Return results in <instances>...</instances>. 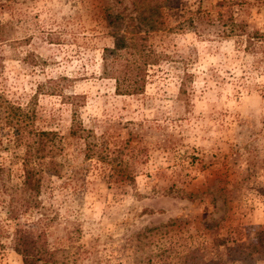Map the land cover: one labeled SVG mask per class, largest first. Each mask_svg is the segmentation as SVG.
<instances>
[{"label":"rangeland","instance_id":"rangeland-1","mask_svg":"<svg viewBox=\"0 0 264 264\" xmlns=\"http://www.w3.org/2000/svg\"><path fill=\"white\" fill-rule=\"evenodd\" d=\"M219 1L170 0L147 35L157 62L122 92L102 74L122 29L105 9L135 16L133 0H0V264H21L1 208L24 151L6 103L61 138L59 176L42 175L20 218L51 264H264V238L249 249L264 227V44L223 34ZM226 1L247 32H264V0ZM73 120L95 145L87 158Z\"/></svg>","mask_w":264,"mask_h":264},{"label":"trees","instance_id":"trees-1","mask_svg":"<svg viewBox=\"0 0 264 264\" xmlns=\"http://www.w3.org/2000/svg\"><path fill=\"white\" fill-rule=\"evenodd\" d=\"M132 5L135 16L113 14L110 9H105L106 26L118 28L122 25L121 32L113 36L112 48H105L102 58V74L115 81L118 91H122L119 88L123 87L124 83L137 84L144 74V68L157 62V56L146 49L147 35L148 32L164 27L158 16L162 9L172 7L170 0H133ZM230 5L232 4L226 0H221L216 5L219 9L224 8L223 12L217 13L215 19L222 33L244 35L248 46L252 45V41L264 44V32L257 30L247 32L244 24L235 22L231 17ZM145 13L148 15L144 16ZM152 15H157V20H150ZM188 24H193L192 20H188ZM143 27H146V30H143ZM2 30L3 26L0 25V43L4 41ZM126 52H131L133 57L124 58L123 54ZM20 114L19 108L5 104L4 127L11 131L12 144H15V147L22 145L24 151L20 157V186L7 196V200L1 203V208L7 219L14 222L9 244L11 250L20 258L21 264H51L53 252L46 248L45 241L40 235H33L25 230L20 218L32 207L42 175L46 173L50 176H59L60 165L56 161V155L62 146L61 138L53 131L34 130L21 125ZM69 137L85 141L84 157L93 154L95 145L88 142L87 136L83 135V130L74 120L70 126ZM2 171L0 167V172ZM263 238L264 227H261L255 232L256 242L249 246L252 253L260 254L257 247L262 246L260 242Z\"/></svg>","mask_w":264,"mask_h":264}]
</instances>
